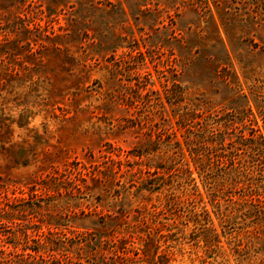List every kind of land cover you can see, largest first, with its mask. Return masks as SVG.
I'll return each instance as SVG.
<instances>
[{
  "label": "rangeland",
  "instance_id": "obj_1",
  "mask_svg": "<svg viewBox=\"0 0 264 264\" xmlns=\"http://www.w3.org/2000/svg\"><path fill=\"white\" fill-rule=\"evenodd\" d=\"M254 130L264 0H0V264H264Z\"/></svg>",
  "mask_w": 264,
  "mask_h": 264
},
{
  "label": "trees",
  "instance_id": "obj_2",
  "mask_svg": "<svg viewBox=\"0 0 264 264\" xmlns=\"http://www.w3.org/2000/svg\"><path fill=\"white\" fill-rule=\"evenodd\" d=\"M193 117L192 115H182L181 119L182 122H186L188 120H190L191 122H194V126L196 127V130L194 131V134H196L199 138L204 140L205 146L208 147L210 146V148L212 147V149L214 147L216 148L217 151V156H219L220 159H218L217 163H215L218 167H220L222 170H224V172L226 175H230L231 179H235V181H238L237 179L239 178L238 176L241 174V171L239 169L237 160L235 155L233 154V151H229V145H233L232 144V140L229 138V135L227 134L226 128H227V124H223L219 123L218 121H214V122H202L199 120H191ZM220 125H223L224 127L221 128ZM254 131H250L249 133V137L245 136L246 139H249L251 141L255 140V139H260L261 141V146L264 148V136L263 135H256V133H254ZM181 143H183V141H181L179 144L181 145ZM215 145V146H214ZM193 148V147H192ZM231 148V147H230ZM192 152H195L191 151ZM208 168V169H207ZM209 169L212 170V168L210 166L207 165V162L204 163L201 167H200V176L202 177L203 183L205 186H207L206 182L207 180V174L209 172ZM190 171V170H188ZM191 172V171H190ZM250 171H248V175H249ZM192 174V173H189ZM203 176H205V178H203ZM253 204V203H252ZM256 203H254L255 205ZM168 206V204H167ZM257 210L260 212V215L258 217V220L260 221H264V209L262 205H258ZM258 215V214H257Z\"/></svg>",
  "mask_w": 264,
  "mask_h": 264
}]
</instances>
